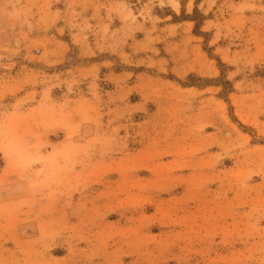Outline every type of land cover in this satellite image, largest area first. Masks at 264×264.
I'll use <instances>...</instances> for the list:
<instances>
[{"label": "rangeland", "instance_id": "rangeland-1", "mask_svg": "<svg viewBox=\"0 0 264 264\" xmlns=\"http://www.w3.org/2000/svg\"><path fill=\"white\" fill-rule=\"evenodd\" d=\"M0 264H264V0H0Z\"/></svg>", "mask_w": 264, "mask_h": 264}]
</instances>
